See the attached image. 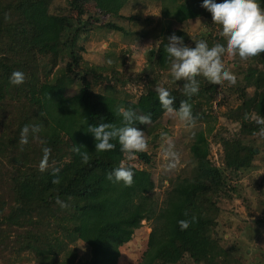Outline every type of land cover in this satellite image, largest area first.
<instances>
[{
    "label": "trees",
    "instance_id": "obj_1",
    "mask_svg": "<svg viewBox=\"0 0 264 264\" xmlns=\"http://www.w3.org/2000/svg\"><path fill=\"white\" fill-rule=\"evenodd\" d=\"M102 1L106 15L119 17L128 0ZM157 1L164 4V17L175 23L204 17L213 29L220 30L201 7L202 0ZM53 2L0 0V255H13L11 264L26 254L37 264H117L120 248L132 241L141 226L146 195L155 185L149 172L131 165V186L107 180L106 173L123 163L127 154L116 141H112L116 144L113 150L95 152L88 126L104 122L120 125L116 110L131 105L139 114L151 116L147 125L135 124L146 130L166 111L155 88H149L136 102L119 99L110 90L94 92L89 76L97 82L110 81L103 74L110 69L86 63L80 39L98 28L99 17L87 11V0L67 1L74 16L53 13ZM100 28L124 32L113 23ZM168 29L170 34L161 38L155 54L153 71L154 67L168 71L164 46L169 35L182 36L186 44L190 39L183 31ZM247 61L264 68V53ZM13 71L24 73L22 85L9 83ZM183 84L177 81L176 87L168 89L175 108L181 101L192 104L193 98L183 94ZM76 85L79 89L71 93ZM216 87L211 84L205 91L209 94ZM241 98L242 106L233 111V118L240 123L239 134L223 140L224 168L212 163L205 134L197 133L191 145L195 166L182 185L183 202L166 232L148 235L139 264L241 263L235 247L226 249L217 233L222 213L218 200L232 198L231 193L237 191L233 182L253 166L258 155L254 141L261 135L255 119L264 116V106L254 105L244 91ZM193 115L198 120L202 117L197 112ZM25 125L41 128L22 145L20 131ZM44 147L50 153L41 171ZM85 152L87 161L81 157ZM134 156L150 163L145 151ZM57 178L59 182L54 183ZM57 197L66 207L55 203ZM182 219L189 221L185 229L178 223ZM77 240L90 247V259L81 260L69 249L66 241Z\"/></svg>",
    "mask_w": 264,
    "mask_h": 264
},
{
    "label": "rangeland",
    "instance_id": "obj_2",
    "mask_svg": "<svg viewBox=\"0 0 264 264\" xmlns=\"http://www.w3.org/2000/svg\"><path fill=\"white\" fill-rule=\"evenodd\" d=\"M67 1L54 0L52 12L74 16ZM163 7L164 4L157 0H128L119 10L120 16L116 17L105 14L106 5L102 0H87V11L97 15L99 21L98 28L80 39L85 49L83 58L89 65L110 69L103 72L110 81L97 82L89 76L94 92L110 90L119 99L136 102L149 88L176 87L177 81L171 78L169 71L152 69L161 38L167 32L170 34L169 27L172 32L183 31L189 35V46H194L198 40H206L209 46L223 42L218 36L219 30L213 29L204 17L178 24L164 17ZM105 23L121 26L124 32L100 28ZM223 59L236 81L216 84V89L208 94L205 88L211 83L198 77L199 91L192 96L191 106L193 114L197 112L201 119L186 126L174 114L166 112L143 130L150 163L136 156L128 159L126 155L123 163L149 172L155 188L146 195L141 226L134 232L132 241L120 248L117 264H139L147 249L148 235L166 232L171 217L183 202L182 185L188 181L185 178L190 177L195 166L191 145L196 134H205L212 163L224 168L223 140L235 138L240 131V123L233 118V111L242 106L241 94L246 92L254 105L264 106V68L251 66L247 59L241 60L238 56L225 54ZM112 69L116 71L115 76ZM46 72L44 69L43 75ZM78 89L76 85L71 93ZM254 145L258 155L253 166L233 182L237 191L231 193L232 198L218 200L222 210L217 228L220 243L226 249L235 247L240 264H264V136H259ZM66 242L81 260L91 258L90 247L84 241ZM13 258L9 252L2 254L0 264H11ZM14 264L37 262L26 254Z\"/></svg>",
    "mask_w": 264,
    "mask_h": 264
},
{
    "label": "clouds",
    "instance_id": "obj_3",
    "mask_svg": "<svg viewBox=\"0 0 264 264\" xmlns=\"http://www.w3.org/2000/svg\"><path fill=\"white\" fill-rule=\"evenodd\" d=\"M264 0H202L201 7L211 14L212 23L219 25L218 36L223 42H217L209 46L206 40L194 42V46L185 43L182 36L172 33L168 36V42L164 46L166 62L171 78L175 81H184L183 94L192 97L199 91L198 77H203L211 84H221L224 81L235 83V75L228 70L224 63V55L238 56L241 60L255 57L264 53ZM111 61H109L110 63ZM25 81V75L21 71H13L9 76V83L20 86ZM161 108L170 113L186 126H191L195 117L192 106L187 101H181L178 108L173 107L174 97L165 87L155 89ZM120 118V125L109 122L97 125L89 124L87 132L95 139V152L103 153L113 150L116 141L120 145V151L131 159L135 154L147 149L148 143L144 131L135 124L147 125L151 122L150 115L139 114L137 109L128 105L116 110ZM255 123L259 126V135L264 136V116H257ZM40 125H25L20 131V144H27L29 135L35 136L40 132ZM44 157L40 165L41 171L45 170L50 149H42ZM84 161H87V153H81ZM134 172L132 168L121 163L110 172L106 173V179L114 183H122L129 187L133 183ZM58 183V178L53 181ZM60 207L66 204L56 198ZM194 219V218H193ZM179 226L185 229L189 225L188 220H180Z\"/></svg>",
    "mask_w": 264,
    "mask_h": 264
}]
</instances>
